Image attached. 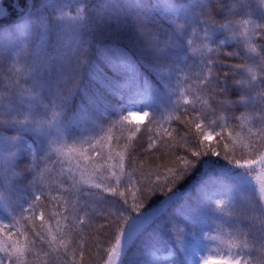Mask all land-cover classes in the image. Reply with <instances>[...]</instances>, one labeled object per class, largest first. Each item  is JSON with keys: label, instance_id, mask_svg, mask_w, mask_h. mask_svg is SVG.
I'll list each match as a JSON object with an SVG mask.
<instances>
[{"label": "trees", "instance_id": "trees-1", "mask_svg": "<svg viewBox=\"0 0 264 264\" xmlns=\"http://www.w3.org/2000/svg\"><path fill=\"white\" fill-rule=\"evenodd\" d=\"M219 4L217 8L216 0H33L31 4L28 0H2L0 6L4 7L5 12L0 17V95H8L0 102V116L6 117L9 122H0V152L4 142L12 137H21V145L11 164V172L20 175L11 176L7 186L0 179V190L7 193L6 199L0 201V222L10 223L13 215L19 218V213L28 207L33 196L39 194L40 190L47 193L55 189L61 180H67V164L61 174L60 163H64V160L50 151L47 143L49 137H45L31 124L17 126L10 122L13 117L20 120L30 115L33 119H48L53 110L62 112L64 122H69L70 119H66L72 116L73 123H68L65 129L67 147L74 144L87 147L86 141L95 142L109 134L114 138L121 137L123 144L130 134L128 130L134 131L139 127L140 131L136 132L130 149L136 156V163L126 162V170L138 168L143 161L146 170L160 166L163 171L164 165L170 161L159 144L150 153L146 151V130L156 127L154 120L163 123L174 112L177 103H183L180 94L185 91L188 83L195 82L192 78L203 67L196 47L203 41L216 50L218 55L214 59L224 65L219 73L223 81L228 65L240 63L238 56H230L228 53L240 52L241 49L238 40L232 39L228 30L220 27L221 23L227 20L229 13L244 16L256 24L264 23L252 10H236L233 0H219ZM80 6H84L88 13L86 25L66 28L55 19L57 12H75ZM205 8L211 9L212 14L200 18L197 14L203 13ZM205 20H209L206 32ZM141 21L159 37L156 47L150 48L139 35L137 24ZM172 22L184 24L181 35L173 32L170 27ZM192 35L195 40L193 54L188 43ZM256 43L261 45V52L264 53V41L257 39ZM74 56L86 62L79 71L80 88L68 98V92L60 87L65 74L61 57L70 61ZM17 62L24 63L28 68L26 76L10 70L9 66ZM231 80V75H228L221 95L227 93L230 100L236 101L231 111L238 117L245 111L246 105L237 98L245 94V89L230 84ZM261 86L264 87V83ZM23 88L30 91L31 96L37 100L32 110L25 107L23 98L26 95L22 94L21 97L17 91ZM156 90L168 92V98L160 103L155 99L149 100V96L155 94ZM127 103L139 104L149 116L141 122L134 121L124 109ZM87 108H95V119L90 121L96 120L98 127L89 128L85 125L81 128L80 120ZM216 108L217 111L209 115L208 123L212 120L220 123L218 115L224 112H219V105ZM255 114L258 116L259 111ZM125 116L129 117L130 122L123 120ZM228 117L225 114L226 122L239 123L235 117L230 121ZM168 126L181 133L184 131L183 124L174 118ZM215 127L212 125V128ZM205 143L217 149L222 148L219 137H213ZM175 151L195 159L183 149ZM33 155L40 160L44 180L40 179L38 173L25 170L26 166L31 165ZM207 159L202 158L189 175L177 182L172 192L165 188L164 191H155L149 195L145 208L158 207L160 212L133 244L126 247L123 260L142 255L148 260H154L160 253L172 248L177 263L204 264L209 254L202 252V247L209 239L211 246L219 247L217 254L226 251L219 240L211 239L220 236L238 241L247 239L248 247L242 255L251 258L253 264H264V253L261 252L264 234L259 220L264 201L261 203L260 198L244 186L251 176L217 157L211 159L219 166L209 164L206 169L204 163H207ZM120 190L124 191V188ZM84 191L98 190L84 188ZM169 196L172 199L168 200ZM42 199L47 201V195ZM218 199L225 200L222 214L212 211L209 204V201ZM80 200L84 210L92 215L94 225L85 228L82 234L86 250L85 264H102V258L106 260L103 249L107 246L104 243L107 237L99 226L105 223L104 215L115 211L105 201L123 204V200L102 192L95 197L81 195ZM5 203L9 208H5ZM94 212L103 215H93ZM80 215L84 216V211ZM97 242L100 243L99 248L95 246ZM70 247L75 248L76 243ZM45 251L47 245L38 242L36 253L39 254L40 262L46 259ZM66 259L70 261L71 257Z\"/></svg>", "mask_w": 264, "mask_h": 264}, {"label": "snow or ice", "instance_id": "snow-or-ice-1", "mask_svg": "<svg viewBox=\"0 0 264 264\" xmlns=\"http://www.w3.org/2000/svg\"><path fill=\"white\" fill-rule=\"evenodd\" d=\"M247 23L249 22H241V27L244 29L249 44V54H245L243 50L239 52V55L229 54L238 56L240 63L237 64L256 62V58L250 53L251 45L256 43L254 38L258 26L250 31L245 26ZM204 25L206 32L209 20H205ZM220 26L229 27L226 24ZM196 50L200 53L203 67L192 78L195 82L188 83L185 91L180 94L183 103L178 102L174 112L170 113L163 123L154 120L156 127H149L146 130L148 134L146 151L150 153L159 144L160 149L165 151V156L170 161L164 165V170L161 171L160 166L146 170L143 161L140 162L138 168H133L132 171L126 170V162L136 163V156L130 149L136 132L140 131L139 127L134 131L128 130L130 134L123 144L121 137L114 138L109 134L100 137L95 142L86 141L87 147L84 144L79 147L74 144L70 147L65 146L66 151L65 147L57 148V153L64 157V163H60L61 174L65 170V163L67 164V180L66 182L61 180L55 189L47 193L40 190L39 194L33 196L28 207L19 213V218L13 215L10 223L0 222V254H2L0 264H85L86 250L82 242V234L85 228H92L94 225L92 215L84 210L80 197L81 195L95 197L101 192L123 200V204L116 201H105L115 208V211L104 215L105 223L99 226L104 230L103 235L107 237L104 242L107 246L103 249L106 260L102 258V264H121L126 247L133 244L134 240L160 212L158 207L145 208V201L149 195L155 191H164L165 188L168 192H172L177 182L189 175L204 157H208L207 163H204L206 169L209 164L214 167L219 166L211 159L217 157L226 161L228 165L245 171L255 179L259 188L260 200L264 201V108L261 107L264 105V95L257 103L252 100L250 92L246 90L245 94L249 99L244 102L246 105L244 115L235 117L231 107H226L216 99L217 96H222V92L216 90L223 88L228 75L234 79L233 65H228V71L222 81L219 73L224 65L214 59V56L218 55L216 50L203 41L200 42L199 47H196ZM205 52L208 55L205 56ZM235 71L243 75L242 70L235 69ZM246 79L250 81L251 77H246ZM262 83L264 80L261 81ZM252 88L254 90L255 85H252ZM216 105H219V112L229 113V121L235 117L239 123L226 122L223 115H218L220 123L217 120L208 123L209 115L217 111ZM257 110L259 115L253 119V114ZM129 114L133 119L147 117L144 113L141 117H138L136 112ZM173 118L183 124V133L168 126ZM123 120L129 121V117L125 116ZM212 125L216 127L212 128ZM121 127H123V122H121ZM213 137H219L222 148L217 149L205 143ZM12 139L15 140L16 137ZM175 149H183L195 159L181 155ZM13 156L14 153H10L0 159V176H3L5 180L9 178L8 169L11 167ZM50 159L48 157L49 161ZM40 169V160L33 155L31 165L26 166L25 170L38 173L40 179L44 180V172ZM134 173L138 175L134 177ZM16 175L20 173L15 171L10 173V176ZM65 183L67 186H64ZM121 187L124 191L120 190ZM84 188L98 191H84ZM66 193L68 195H65ZM45 195H47V201L42 199ZM172 195L174 196L175 193L173 192ZM167 199L170 200L172 197L169 196ZM4 200V196L0 195V201ZM224 203L222 200L219 201L220 207H223ZM5 208H9L7 203H5ZM81 211H84V216L80 215ZM261 213L259 220L261 232L264 234V209ZM9 214L11 215V212ZM96 214L103 215L93 213V215ZM253 219L257 218L253 217ZM81 225L84 227H80ZM211 239L219 240L226 251L223 254L209 255L204 264H253L251 258L242 255L248 247L247 239L238 241L231 237L223 239L220 236H213ZM78 241L80 242L77 243ZM38 242L47 245V251L44 252L46 259L42 262L39 261V254L36 253ZM73 243H76L75 248L70 247ZM95 246L99 248L100 243L97 242ZM61 249H63L62 255H60ZM77 252L79 253L78 259ZM261 252L264 253V244L261 246ZM69 256L70 261L66 259ZM154 264H159V262H154Z\"/></svg>", "mask_w": 264, "mask_h": 264}, {"label": "clouds", "instance_id": "clouds-1", "mask_svg": "<svg viewBox=\"0 0 264 264\" xmlns=\"http://www.w3.org/2000/svg\"><path fill=\"white\" fill-rule=\"evenodd\" d=\"M2 2V0H0ZM29 4L33 2V0H28ZM249 0H233V5L236 10H240L241 8L246 7ZM217 8L220 7L219 0H216ZM255 3L261 8V10H264V0H255ZM205 14H212V10L209 8H205V11L203 13H198L197 15L201 18V16ZM55 19L59 22H62L66 28L69 27H78V26H84L88 23V13L85 10L84 6L77 7L75 12H68V11H59L57 12V15ZM241 22H249L245 26L251 31L253 27L258 26L255 40L259 39L264 41V23L256 24L252 20L245 18L244 16H236L232 13H229L227 20L224 21V23H221V25H229L226 29L228 30V33L232 39L238 40L240 49L244 51L245 54H249V44L247 42V38L244 34V29L241 27ZM221 27V26H220ZM177 31H182L184 28L183 23H176ZM225 28V27H224ZM137 31L141 37L145 40L146 44L150 48H154L157 45V37L152 30L147 28L144 25V22H139L137 24ZM189 41H193V43H189ZM188 43L190 45V51L192 52V49L195 47V40L193 38V35L189 38ZM161 48L163 45L160 46ZM219 48V47H217ZM252 51L251 55L256 58V62H248L246 64H236L233 65L234 71L232 75L234 76V79L231 80L230 84L239 86L243 89H245L251 94V98L254 102L259 103V98L264 95V87L261 86V81L264 80V53L261 52V45L257 43H253L251 45ZM193 54V52H192ZM230 55H239V52L233 51L231 53H228ZM10 70L20 72L21 74H25V76L28 74V68L24 63H13L9 66ZM235 69L242 70L243 75H240L235 71ZM215 75V73H214ZM246 77H251V80L249 81L246 79ZM252 85H255V89L253 90ZM69 90H71V86H69ZM21 94L25 95H32L30 91L23 89L17 90ZM216 91L224 92V88L217 89ZM8 95V93L4 95H0V102H2V99L4 96ZM239 102L244 103L246 102L249 97L246 94L241 95L237 98ZM219 102L222 104H225L226 107L234 108L236 101H232L228 98L227 93H224V95L220 96L218 98ZM262 108H264V105H261ZM250 111V110H249ZM225 114H228L227 112H224L222 115L225 116ZM145 116H148L149 113L145 112ZM240 115H244V112ZM256 118V114H253V119ZM57 119V113L55 110H53L48 119H44L41 117H37L33 119L30 115H25L23 119L17 120L15 117L12 118L10 122L15 123L17 126L23 127L25 124H31L33 125L37 130H40L45 127L52 126L53 122ZM0 122H9L7 121V118L4 116H0ZM63 140H53L51 142V148L56 145L63 144ZM7 156V155H6ZM5 156V157H6ZM11 179V176L9 174L8 180L4 181L5 186H7L9 180ZM0 195H3L6 199L7 193L3 190H0ZM224 201V199H218V200H211L209 201L210 206L212 207V211L216 213H223V207H220L219 201ZM225 205V203H224Z\"/></svg>", "mask_w": 264, "mask_h": 264}, {"label": "rangeland", "instance_id": "rangeland-1", "mask_svg": "<svg viewBox=\"0 0 264 264\" xmlns=\"http://www.w3.org/2000/svg\"><path fill=\"white\" fill-rule=\"evenodd\" d=\"M241 9H245V11L247 12H249V10H252L255 16H258L259 19L264 21V10H261V8L255 3V0H249L246 7L241 8ZM250 16L253 17L251 14ZM170 27L172 28L175 34L181 35L182 31H177L176 23L174 22L170 23ZM156 37L159 38L158 36ZM168 37H169V34L167 35V38ZM164 40L165 38L162 39L163 42ZM174 43L175 45L177 44L176 41H174ZM61 59H62L63 65H65V74L63 75V78L60 81V87L62 88L64 92H68V98H70L74 94V92H76V90L80 88L79 71H80V67L84 66L86 61H84L83 59L78 60L76 59V56L72 57L70 61H68L67 59H64L63 57H61ZM69 86H71V90H69ZM165 90L166 89H164L163 91ZM20 96L22 97V94ZM167 98H168V92L163 93L160 90H156L155 94H151L149 96V100L152 101L155 99L159 101V103L162 102V100L163 101L166 100ZM23 102L26 108H29L30 110H32L36 107L35 104L37 100L33 98L31 95H26L23 98ZM124 109L131 119L133 118L129 114L130 112H136V115L138 117L143 116V113L146 112V110L141 108L139 104H133V103H127L124 106ZM56 113H57V119L53 122L52 126L42 128L40 129V132L45 137L47 136L49 137V141L47 142L49 143L48 145L49 149L51 152L55 153L59 157L60 154L57 153L56 149L67 146L66 137H65V129L67 128L68 123H73L74 118L72 116L68 117L66 121L70 119L69 122H64L62 119V112H56ZM84 114L87 117L85 115L81 117V120H80L81 128H84L85 125H88L89 128L99 126L96 120L90 121V119H95V114H96L95 108H87V111ZM143 119H133V120L140 122ZM53 140H57V141L63 140L64 143L61 145H56L51 148V142ZM4 144H5L4 148L0 152V159L5 157L6 155H9L10 153H14V156H13V159H14V157L17 154L18 146L21 145V137H16L15 140L10 139L9 141L4 142ZM66 150L67 149L65 147V151ZM60 157L64 160L63 156L60 155ZM13 159H12V162H13ZM8 172L9 174L11 173V167L8 169ZM65 173L67 174V168H66ZM0 179H2L3 182L5 181V178L3 176H0ZM9 182H8V185L10 184ZM244 186L249 191H251V193L259 197V188L254 178H247ZM261 203H262V200H261ZM214 241H217V240H214ZM202 250H203L202 252L204 253L213 255L219 252V247L217 245L211 246L210 239H209L206 243H204ZM154 262H159V264H179L176 262L175 252L172 248H170L169 250L165 252L160 253L154 260H148V258H146V256L144 255H142L141 257H134L132 259H125V260L121 259V264H154Z\"/></svg>", "mask_w": 264, "mask_h": 264}]
</instances>
